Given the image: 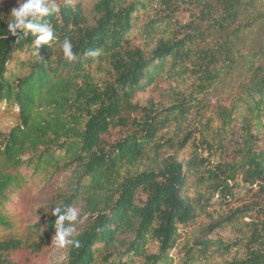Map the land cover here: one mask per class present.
I'll use <instances>...</instances> for the list:
<instances>
[{
  "label": "trees",
  "instance_id": "1",
  "mask_svg": "<svg viewBox=\"0 0 264 264\" xmlns=\"http://www.w3.org/2000/svg\"><path fill=\"white\" fill-rule=\"evenodd\" d=\"M1 2L0 264L67 206L62 264H264V0H55L38 48ZM34 179L50 216L24 236L9 204Z\"/></svg>",
  "mask_w": 264,
  "mask_h": 264
},
{
  "label": "clouds",
  "instance_id": "2",
  "mask_svg": "<svg viewBox=\"0 0 264 264\" xmlns=\"http://www.w3.org/2000/svg\"><path fill=\"white\" fill-rule=\"evenodd\" d=\"M19 7L13 8L11 18L8 22V33L20 38L34 37L32 41L38 48L41 44L56 41V32L54 26L48 21L43 23L38 21L45 17H50L59 12V7L55 0H18ZM19 30V31H18ZM22 33V34H21ZM61 49L65 59L71 61L75 58L73 44L69 37H65L61 42ZM92 56L99 55L98 51H90ZM53 214L57 216L55 220L56 244L60 248L73 245L78 247L79 241L71 237L75 232V224L78 220V210L73 206H67L64 209L55 207Z\"/></svg>",
  "mask_w": 264,
  "mask_h": 264
},
{
  "label": "rangeland",
  "instance_id": "3",
  "mask_svg": "<svg viewBox=\"0 0 264 264\" xmlns=\"http://www.w3.org/2000/svg\"><path fill=\"white\" fill-rule=\"evenodd\" d=\"M1 1L0 6L3 5ZM16 123L17 120L13 115L9 113L0 114V131L8 132ZM41 186L37 179L31 180L30 186L25 189V192L22 195H17L14 202H12L14 206H12V203L9 204L13 212L12 219L15 222V228L17 232L24 234V236L29 226L50 216V211L45 213V210L48 209H46V198L40 189ZM77 210L79 214L80 208H77ZM79 224V222L75 224V231H77ZM64 249L65 247L60 248L57 246L55 237L40 252L35 253L29 248H24L15 252L13 257L17 264H62Z\"/></svg>",
  "mask_w": 264,
  "mask_h": 264
}]
</instances>
